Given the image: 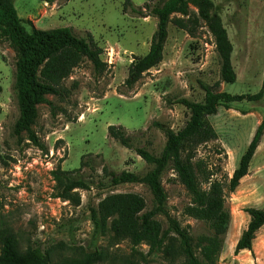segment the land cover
<instances>
[{"label":"rangeland","instance_id":"rangeland-1","mask_svg":"<svg viewBox=\"0 0 264 264\" xmlns=\"http://www.w3.org/2000/svg\"><path fill=\"white\" fill-rule=\"evenodd\" d=\"M14 0L19 17L28 29L69 27L78 36L92 35L102 49L106 68L97 74L88 60L73 70L63 85L68 95H47L38 106L32 126L45 149L34 146L27 132L13 134L19 111L14 91L16 53L0 41V232H12L20 252L30 245L52 251V264L81 259L93 250L96 229L92 210L99 211L113 196L139 195L152 207V194L143 184L112 186L109 173L128 171L144 175L153 167L133 149L109 138L110 126H122L135 147L160 154L165 133L154 123L181 130L189 112L179 99L202 102L201 83L231 95H256L264 82V0H189L192 34L174 23L168 26L163 61L144 74L133 87L125 84L134 58L145 56L158 20L148 16L160 0ZM133 8L137 12H133ZM216 14L232 44L231 63L237 75L233 84L222 82L216 40L200 9ZM264 119V96L259 101L222 106L208 118L218 139L199 147L195 163L201 187L206 179L225 185L229 223L222 252L215 264H264V226L257 232L252 250L234 254L235 245L247 228L246 208H264V135L251 161L248 175L234 192L227 184L239 166L256 129ZM79 176L85 189L65 200L55 180L58 170ZM167 209L182 227L197 238L210 235L209 226L186 214L191 196L169 167L162 176ZM98 217L102 233L97 246L107 257L103 264H182L161 253L149 255L146 243L133 245L116 234L122 224L118 214ZM165 225V218L159 217ZM199 258H202L197 252ZM205 264V263H203Z\"/></svg>","mask_w":264,"mask_h":264},{"label":"trees","instance_id":"trees-1","mask_svg":"<svg viewBox=\"0 0 264 264\" xmlns=\"http://www.w3.org/2000/svg\"><path fill=\"white\" fill-rule=\"evenodd\" d=\"M189 0H160L150 8L148 16L157 18L148 53L132 61L125 84L133 87L149 70L163 61L164 48L168 39V26L174 23L180 29L192 34L189 24L193 19L172 18L175 14L188 16ZM131 5L127 0L126 6ZM133 12H137L133 8ZM201 17L206 21L216 40V51L220 62L222 82L233 84L237 75L231 63L233 52L228 34L220 18L211 15L208 9L201 8ZM0 41H6L16 53L14 71V91L16 93L19 117L14 125L13 134L20 137L27 132L28 140L41 149H45L32 126L38 117V106L47 102L46 96L63 98L68 95L63 82L83 60H88L97 74L104 72L106 63L101 59L102 49L96 44L92 35L78 36L69 27L52 30L28 29L19 17L14 0H0ZM205 92L202 102L179 99L189 112L185 126L175 132L158 123H154L166 135V144L160 154H154L145 148L135 147L133 138L122 126H110L109 138L119 142L123 147L133 149L153 168L144 175L123 171L110 172L112 186L123 184H143L152 194V207L139 195L113 196L105 200L99 211L92 210L96 229L93 235V250L81 259L65 260L63 264H103L107 254L98 247L97 240L102 228L99 216L118 214L122 224H114L116 234L127 238L133 245L146 243L148 254L161 253L171 262L182 258V264H215L222 252L223 236L229 223V212L225 206V185L217 180H206L209 188L204 190L198 179L195 158L199 147L218 139L214 127L208 118L216 116L220 107L235 102L259 101L264 96V82L256 95H231L220 91V83L213 86L201 83ZM1 92V87H0ZM264 135V119L240 159L234 171L227 191L232 193L239 186L241 179L248 175L251 161ZM176 174L178 182L191 196L186 214L206 223L212 233L194 238L188 228H184L174 219L167 209V192L162 184V176L168 168ZM55 180L62 187L58 196L65 200L77 189H85L86 183L69 171H56ZM250 217L247 228L242 232L234 249L237 255L243 250H252L257 232L264 226V208H246ZM165 218V225L159 219ZM104 218V219H105ZM197 252H199V258ZM0 264H52V251L40 245H30L20 252L15 235L9 231L0 232Z\"/></svg>","mask_w":264,"mask_h":264},{"label":"crops","instance_id":"crops-1","mask_svg":"<svg viewBox=\"0 0 264 264\" xmlns=\"http://www.w3.org/2000/svg\"><path fill=\"white\" fill-rule=\"evenodd\" d=\"M239 238H240V237H239ZM239 238H238V239H239ZM237 241H238V240H237ZM236 243H237V242H236ZM235 246H236V245H235Z\"/></svg>","mask_w":264,"mask_h":264}]
</instances>
